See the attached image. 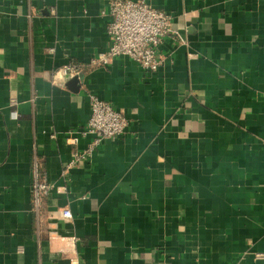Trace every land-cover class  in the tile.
Wrapping results in <instances>:
<instances>
[{"label":"crops","instance_id":"crops-1","mask_svg":"<svg viewBox=\"0 0 264 264\" xmlns=\"http://www.w3.org/2000/svg\"><path fill=\"white\" fill-rule=\"evenodd\" d=\"M110 1L0 0V264H70L49 252L64 233L78 264H264V0H144L188 41L166 37L152 76L88 67ZM92 95L130 124L69 166Z\"/></svg>","mask_w":264,"mask_h":264},{"label":"built area","instance_id":"built-area-1","mask_svg":"<svg viewBox=\"0 0 264 264\" xmlns=\"http://www.w3.org/2000/svg\"><path fill=\"white\" fill-rule=\"evenodd\" d=\"M109 14L111 21L108 26L110 44L105 50H100L88 61L90 68H106L113 59L119 56H129L139 63L148 76L157 73L163 66L164 57L160 45L168 36H173L178 44L188 41L179 34L173 20V15L157 9L144 0H111ZM51 53L54 49L49 50ZM190 60L196 59L194 51L188 53ZM86 68L84 62L70 63L54 73L55 78L79 75ZM53 76V77H54ZM91 116L87 125L79 132L73 131L68 136V143L76 147L74 158L69 166L90 155L93 150L106 140H113L125 134L129 127V119L112 103L90 96ZM81 135L92 137L85 149H80ZM37 179L35 181L36 198L45 192ZM59 220H73L74 212L71 207H64L57 214ZM82 238L75 234H54L49 237V252L62 253L70 256V264H78V246ZM23 248H19L22 251ZM162 264H166L163 262Z\"/></svg>","mask_w":264,"mask_h":264},{"label":"water","instance_id":"water-1","mask_svg":"<svg viewBox=\"0 0 264 264\" xmlns=\"http://www.w3.org/2000/svg\"><path fill=\"white\" fill-rule=\"evenodd\" d=\"M79 77H81V78H82V77H83V74H82V75H80Z\"/></svg>","mask_w":264,"mask_h":264}]
</instances>
